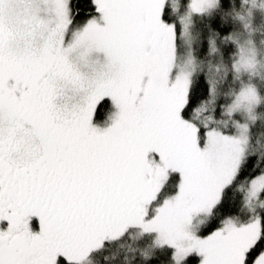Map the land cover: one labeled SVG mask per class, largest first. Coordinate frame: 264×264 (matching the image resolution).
Wrapping results in <instances>:
<instances>
[{"label":"snow or ice","instance_id":"1","mask_svg":"<svg viewBox=\"0 0 264 264\" xmlns=\"http://www.w3.org/2000/svg\"><path fill=\"white\" fill-rule=\"evenodd\" d=\"M0 264H264V0H0Z\"/></svg>","mask_w":264,"mask_h":264}]
</instances>
